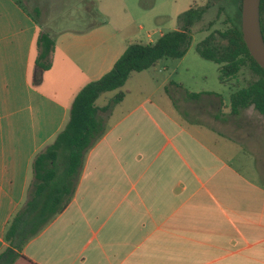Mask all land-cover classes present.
I'll return each mask as SVG.
<instances>
[{"label": "crops", "instance_id": "0c3cea01", "mask_svg": "<svg viewBox=\"0 0 264 264\" xmlns=\"http://www.w3.org/2000/svg\"><path fill=\"white\" fill-rule=\"evenodd\" d=\"M20 3L0 0V249L32 155L62 126L76 91L136 40L109 18L47 31ZM39 29L54 45L34 80ZM149 31L141 41L161 33ZM124 90L121 113L113 104L84 150L68 202L12 264H264V168L246 172L212 148L170 96Z\"/></svg>", "mask_w": 264, "mask_h": 264}, {"label": "trees", "instance_id": "16d2710c", "mask_svg": "<svg viewBox=\"0 0 264 264\" xmlns=\"http://www.w3.org/2000/svg\"><path fill=\"white\" fill-rule=\"evenodd\" d=\"M14 1L21 5L20 0ZM236 1L233 0L229 9L222 7L226 16L224 25L209 29L195 43V50L201 57L216 63L217 78L221 83L229 82L243 66L252 70L253 78L230 91L229 111L236 114L239 109L252 105L255 110L264 114V68L253 59L242 39L239 25L240 3ZM83 3L87 4L85 9L90 12L93 8L92 1L83 0ZM221 6L218 5L215 15H218ZM210 7L212 1L209 0L203 6L189 5L177 15V25L174 28L161 31L153 40L127 41L107 71L87 81L76 91L62 126L31 157V178L26 186L24 200L12 210L4 224L0 264H12L23 244L68 202L84 150L102 133L106 113L113 104L120 101L124 91L117 90L102 105L95 103L98 95L118 88L131 72L151 67L160 58L180 57L190 44L191 26ZM263 8L264 0H259V11ZM104 19L90 21L85 26L101 23ZM214 20L215 16L208 19L204 28H210ZM35 45L34 80L43 69L50 66L54 41L47 31L39 29ZM202 94L218 96L209 91L186 93L189 99L200 98ZM100 112L105 114L102 116Z\"/></svg>", "mask_w": 264, "mask_h": 264}, {"label": "rangeland", "instance_id": "374dc122", "mask_svg": "<svg viewBox=\"0 0 264 264\" xmlns=\"http://www.w3.org/2000/svg\"><path fill=\"white\" fill-rule=\"evenodd\" d=\"M30 12L43 23V29L52 31L66 26H85L90 21L109 18L110 23L126 30L131 39L143 40L144 33L154 29L159 31L174 28L177 15L189 5L203 6L208 0H91L93 8L86 11L83 0H22ZM212 7L200 20L191 26V41L186 51L177 58H160L155 65L132 72L118 88L98 95L95 103L105 104L117 90L125 92V87L139 85L142 94L153 93L160 102H169L171 96L184 109L176 112L182 122L192 125L199 137L212 148L231 156L235 164L246 172H256L264 168V114L252 105L239 109L233 114L229 111L230 91L254 77V72L243 66L229 82L221 83L217 78V65L201 57L195 50V43L212 27H222L226 16L223 6L233 4V0H209ZM218 5H222L215 15ZM232 7V6H231ZM90 8V7H89ZM71 16V18H70ZM215 20L210 28L203 25L208 19ZM142 25V28H138ZM135 33V34H133ZM138 75V77H136ZM134 89V88H132ZM212 92L189 99L188 92ZM131 99V95L128 97ZM181 99L184 103L181 102ZM118 103V102H117ZM124 104V103H123ZM123 105L118 103L114 116L121 113ZM100 112V115H104ZM113 118V117H112ZM259 145L256 151L248 146Z\"/></svg>", "mask_w": 264, "mask_h": 264}, {"label": "water", "instance_id": "95a60500", "mask_svg": "<svg viewBox=\"0 0 264 264\" xmlns=\"http://www.w3.org/2000/svg\"><path fill=\"white\" fill-rule=\"evenodd\" d=\"M242 39L253 59L264 68V40L259 25V0H240Z\"/></svg>", "mask_w": 264, "mask_h": 264}, {"label": "flooded vegetation", "instance_id": "af4514ba", "mask_svg": "<svg viewBox=\"0 0 264 264\" xmlns=\"http://www.w3.org/2000/svg\"><path fill=\"white\" fill-rule=\"evenodd\" d=\"M236 3H240V1L237 0ZM259 25L264 40V8L259 11Z\"/></svg>", "mask_w": 264, "mask_h": 264}, {"label": "built area", "instance_id": "2783aa9c", "mask_svg": "<svg viewBox=\"0 0 264 264\" xmlns=\"http://www.w3.org/2000/svg\"><path fill=\"white\" fill-rule=\"evenodd\" d=\"M150 34H151V31H147V32H146V35H150Z\"/></svg>", "mask_w": 264, "mask_h": 264}]
</instances>
